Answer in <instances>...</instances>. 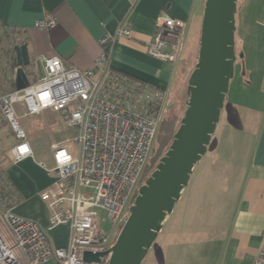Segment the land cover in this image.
Instances as JSON below:
<instances>
[{
    "label": "crops",
    "instance_id": "crops-1",
    "mask_svg": "<svg viewBox=\"0 0 264 264\" xmlns=\"http://www.w3.org/2000/svg\"><path fill=\"white\" fill-rule=\"evenodd\" d=\"M204 3L205 0H0V26H10L19 35L18 43L26 44L29 61L40 55L57 54L70 65L86 70L91 69L105 52L109 66L166 91L165 109L174 96L171 93L174 79L181 77L182 68L188 67L198 52ZM45 12L56 19V25L48 31L34 27V22ZM160 15L183 23L181 49L173 62L159 60L145 52ZM120 25L130 29L129 37L100 42L106 34L114 35ZM23 68L29 81H33L39 72L30 63ZM18 107L20 105L16 103L14 109L22 118L24 113L19 114ZM42 114L59 117L63 127L74 135V129L66 124L61 113L46 109L38 115ZM222 131V147L229 153L230 160L233 159V147L241 141L242 135L250 153L241 173L234 163L227 166L226 154L219 149L213 163L212 182L186 198V187L182 191L179 201L183 203L165 232L167 239L181 237L186 230L197 232H186L192 239H186L185 245L197 246V251L189 256V261L181 264H252L263 241L264 105L229 103ZM66 139L72 138L57 136L51 141L46 138L36 142L28 139L32 156L17 163L8 159L0 163L4 170L3 190L5 197L12 201L13 212L36 221L44 229L51 210L39 193L50 187L55 179V174L48 170L53 165L52 145ZM2 142L12 147L16 141L11 136ZM44 145L49 147L47 151ZM217 204L221 212L215 213ZM67 231L68 227L64 225L48 230L51 245H66ZM162 264H180L179 256L171 254Z\"/></svg>",
    "mask_w": 264,
    "mask_h": 264
},
{
    "label": "built area",
    "instance_id": "built-area-1",
    "mask_svg": "<svg viewBox=\"0 0 264 264\" xmlns=\"http://www.w3.org/2000/svg\"><path fill=\"white\" fill-rule=\"evenodd\" d=\"M55 25V17L48 12L34 22L36 29L44 31ZM182 31L181 21L158 16L145 52L162 61H175ZM18 36L12 27L0 26V110L16 141L8 150L9 160L17 163L33 155L14 109L16 103L24 115L46 109L61 113L76 135L52 145L53 165L48 170L55 179L39 193L51 210L46 229L13 212L0 179V264H104L109 254L99 263L82 259L85 250L102 252L115 240L100 231L94 209L103 210L112 224L124 223L162 119L166 91L109 66L105 52L86 70L57 54L40 55L29 61L39 69L38 78H27L25 86L17 89L14 46L19 44ZM122 36H130L126 25L100 42ZM64 224L68 227L66 245L52 246L47 231ZM252 264H264V233Z\"/></svg>",
    "mask_w": 264,
    "mask_h": 264
},
{
    "label": "water",
    "instance_id": "water-1",
    "mask_svg": "<svg viewBox=\"0 0 264 264\" xmlns=\"http://www.w3.org/2000/svg\"><path fill=\"white\" fill-rule=\"evenodd\" d=\"M237 0H205L197 60L187 81V99L179 126L155 169L138 187L113 245L102 252L84 251L85 262L141 264L153 241L172 213L188 184L195 164L206 153L219 121L234 62ZM16 88L27 82L24 66L29 64L26 44L14 46Z\"/></svg>",
    "mask_w": 264,
    "mask_h": 264
},
{
    "label": "rangeland",
    "instance_id": "rangeland-1",
    "mask_svg": "<svg viewBox=\"0 0 264 264\" xmlns=\"http://www.w3.org/2000/svg\"><path fill=\"white\" fill-rule=\"evenodd\" d=\"M235 26V51L237 55L241 53L242 57H237L234 62V76L230 80L229 89L220 112V122L218 121V126H216V129L211 136L206 153L195 164L185 188V198L192 192H199L201 186L202 188L203 186L205 187L207 182H212L213 163H215L216 155H219V149L226 154L224 156L227 158V166L230 165L231 167V163H234V165H237L239 172H244L246 157L247 155L249 156L250 149L245 143L244 136L242 135L241 141L233 147V159L230 160L229 153L224 147H222L224 146L222 124L228 115L229 103H242L246 105H254L256 107L264 105V0H237ZM197 55L198 52L196 53L195 59L191 61L188 67L185 66V68H182L181 77L177 76L174 79L171 92L174 96L172 102L165 111V120H161L159 123L152 143V149L148 157V164L141 174L139 185H141V183H143L155 169L159 159L167 151L172 141L173 134L179 126L180 119L185 110V101L187 99V81L194 68ZM39 74V72L36 73L33 80L36 79ZM176 95L177 97L179 96V98H177ZM17 112L23 114L24 109L20 106L17 108ZM0 119V126L4 127V131L0 132V141H2L5 138L13 136V132L4 119L1 110ZM18 120L20 125L26 130L27 138L35 142L42 141L46 138H49L51 141L52 139H57V136H68L69 138H73L76 134V131L74 130V135H70L69 131L63 127L61 119L56 116L50 117L43 114L23 115L22 118L20 117ZM10 147H7L3 142L0 143V163L7 159L9 160L7 153ZM48 149L49 147L45 146V150L47 151ZM212 190L211 194L214 196V191L216 190L215 188ZM87 191L91 194L92 189H87ZM232 191L234 192L235 190ZM134 198L135 197H133L132 202ZM178 201L174 207V212L172 211L166 226L163 228V232L158 233L141 264H158L159 262L162 264L171 254H177L181 264V262L189 261V256L196 253L197 246L192 248L189 246L190 243L187 245L184 243L186 239H192L189 238L188 233H197L196 231L193 232L186 230L181 237L176 236L169 239H167V237L165 238L167 228L171 226V221L174 219L183 203V201ZM94 210L98 216L97 221L100 231L105 234L108 233L113 242V239L116 238L122 224H112L104 218L105 212L103 210L99 208H95ZM217 212H221L219 204H217L215 213ZM67 234L68 231L65 235ZM190 237L193 236L190 235ZM106 263L107 261L104 264ZM45 264H51V262Z\"/></svg>",
    "mask_w": 264,
    "mask_h": 264
},
{
    "label": "trees",
    "instance_id": "trees-1",
    "mask_svg": "<svg viewBox=\"0 0 264 264\" xmlns=\"http://www.w3.org/2000/svg\"><path fill=\"white\" fill-rule=\"evenodd\" d=\"M126 73V72H125ZM128 74V73H127ZM132 76V75H131ZM133 77H135V76H133ZM137 78V77H136ZM138 79H140V78H138ZM141 80H143V79H141ZM143 81H145V80H143ZM145 82H147V81H145ZM159 89H161V88H159ZM188 97V96H187ZM147 164H148V162H147ZM147 164H146V166H147ZM146 168V167H145ZM3 169L0 167V179H2V177H3ZM4 182V181H3ZM1 183V182H0ZM4 183H2V185H1V188H2V191H4L3 189H4V185H3ZM58 226H61V225H58ZM58 226H56V227H58ZM64 226H67V225H65L64 224ZM55 227V228H56ZM54 229V228H53Z\"/></svg>",
    "mask_w": 264,
    "mask_h": 264
},
{
    "label": "flooded vegetation",
    "instance_id": "flooded-vegetation-1",
    "mask_svg": "<svg viewBox=\"0 0 264 264\" xmlns=\"http://www.w3.org/2000/svg\"><path fill=\"white\" fill-rule=\"evenodd\" d=\"M166 109H167V108L165 107V110H164V112H163V115H162V119H161V120H165V113H166L165 111H166ZM160 122H161V121H160ZM141 184H142V183H141Z\"/></svg>",
    "mask_w": 264,
    "mask_h": 264
}]
</instances>
